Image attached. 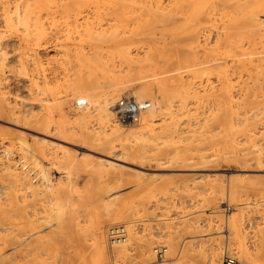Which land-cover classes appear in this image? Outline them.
<instances>
[{
	"label": "rangeland",
	"instance_id": "1",
	"mask_svg": "<svg viewBox=\"0 0 264 264\" xmlns=\"http://www.w3.org/2000/svg\"><path fill=\"white\" fill-rule=\"evenodd\" d=\"M4 1L0 3V48L1 52L5 54L4 71L0 75L2 79V82L0 81V98H2V95L3 98L6 97V101H9L8 103L11 106L14 104L16 109L19 108L17 110L19 112L12 109L10 111L9 108H5L6 110L4 109L0 112V161L1 159H9L10 162H14L15 167H18H16V173H18L17 175L20 178L16 181L14 180L15 178L13 179V176L12 178L11 176H7L11 180L7 179L6 176H3L4 171H0V187L3 185L1 187L2 189L0 188V211L4 212L0 214V216H4V218L0 217V227L2 228V225L3 228L11 227L14 233L21 232L23 234L25 231L23 229L27 228L26 230H29L32 227L29 226V220L38 219L37 221L40 222V226H34V228L35 230H42L38 235H43L45 243L43 239L41 241L43 243L39 242L42 245L38 244V248L35 247L36 252L34 251V255L31 256V263L28 261V264H97V258L94 257V250L91 245V227L89 226L92 223H88V221H95L98 217L104 219L107 235L108 227L118 223L124 224L126 227L127 224L125 222L129 220L127 218L114 223H109L106 220L110 209L106 207L105 200H110V197L116 198L111 207V211L124 202L122 198L134 203L138 201L144 203V210L132 217L142 243L153 238L152 240L156 241V243L163 242L162 244H164V235L176 230V232L174 231L176 235L175 240L176 242L178 241V245L183 241V243L185 242L190 246L188 249L193 247L191 249L192 251L200 247H206L208 249L210 244L217 245L218 243L220 247L219 251L222 252L221 264L225 255H232L234 257L237 255L236 250L234 251L235 245L231 244V242L229 245L228 240L230 238L232 240L233 237L232 232L229 233L230 230L232 231L230 226L234 223H239L242 227L241 229L245 232V243L251 252L248 259L250 261H245V264H264V153L258 154L255 151L257 148H261V151L264 152V75H262L264 74V69H262L264 68V34H261V32L264 33V28L259 26L258 31L256 28L258 26H254L252 27L253 30H250V28L245 27L244 23H241L245 27H240L241 31L242 29H249L250 31H243L245 33L248 32L247 34L242 32L245 36L242 34L234 36L231 33L233 30H228L225 26L221 29L225 25V20L220 14L224 10L222 8L224 5L222 3L223 6L220 4V0H215V2H219L216 3L218 9L212 12L216 16L209 13L211 12L209 8V11L206 10L207 8L205 9V14L208 15H200L204 17L202 20L199 17L202 28L198 29L195 33L198 35H195L196 37H188L190 34L184 33L186 29H183L184 34L181 33L182 27L185 24V15L191 10L188 6L186 7L187 9L184 7L181 10L182 13L188 10L186 14L183 13L180 16L178 14L180 10H175L177 14L174 10H171L167 14L168 18L165 21L162 22L158 19L152 24L146 25L148 28L145 27V29L143 24L147 18L145 13L146 10L148 11L147 8L149 5L148 3L144 5L143 1V3L141 2L142 4L138 2L139 5L137 2H134L132 5L123 7L126 10V12L122 11L125 15V17H122L123 21H125L124 23L122 22L123 24L114 19V17L119 16L120 10L117 9L119 5L124 6L127 2H122V5L119 4L120 2L117 4L104 2V6L102 5L103 3H100V5L99 3L91 5L94 2H88L89 5L87 7H81L84 10L83 15H90L88 19H84L81 14L83 12H80L81 8H77L79 2L78 4L76 2L80 0H72L74 2L67 0L64 6L62 4V2L64 3L63 0H44L46 3L41 0L45 4H41L40 0ZM230 1L233 0L228 1L230 6L228 5L229 8L226 7V10L228 9V11L232 12L234 9H230L236 5L233 4L235 0L233 3ZM245 1H247L248 8L250 5L252 7L255 6L252 5L253 0H242L240 1L241 3L238 2L243 4L237 5L239 11L242 12L239 13V21L242 20V22L243 19L241 18H244L243 16L250 12L252 8L250 7V10L247 9V13L244 11V15L243 9L245 10ZM25 2L28 4L30 2L29 7L31 8L33 6L31 9L34 8L32 10L33 12H31L32 17L28 21L29 26L22 25V23L20 24L16 21V24L12 23V25L8 23L10 26L6 24V18L4 17L6 12L14 9L11 7L17 3L20 5H18L20 8L21 6L23 8L24 5L26 6ZM258 2L256 5H258ZM4 3L5 7H2ZM46 4L49 9H47ZM111 4L115 6H111ZM67 5H70L68 7H70L71 11L73 8L72 18L75 16V19L73 18L75 23H73L74 21L72 22L71 11H68L69 8L66 7ZM86 5L87 3L83 6ZM240 6H243V9ZM65 7L68 13L64 9ZM98 7L99 9L97 11L96 9ZM9 8L11 9L9 10ZM123 8L122 10H124ZM261 8L264 9V7ZM116 9L118 13H116ZM262 9H260L261 11L259 13L261 18H264V10ZM151 10H154L156 13H161V9L152 8ZM217 10L220 11L218 12ZM75 13H79L78 16ZM209 14L211 17H209ZM91 16L94 18L92 19ZM182 16L185 17L181 18ZM215 17L217 18L215 19ZM90 18L92 22H90ZM125 18L127 19L124 20ZM205 18L207 19L205 20ZM221 18L222 20H220ZM84 20H87V22L89 20V22H84ZM208 20L212 21L209 22ZM38 21L39 23H37ZM204 21H206V24L209 23L208 26L213 27H208L203 23ZM34 22L36 26L42 23L40 25L41 27L36 28L42 31L44 30L47 33L44 32L46 35H43L44 38L46 37L45 39L37 40L36 37L38 34L36 32L38 30L35 28ZM82 22L88 25L90 24L91 26L89 27H91L94 33H100L101 31L105 35L107 33V38L101 37V39L97 38V36L87 38V33L91 30L88 29L85 32L88 26L84 23L82 24ZM114 22L119 23H116L113 27ZM69 23L72 25L69 26ZM92 23L94 26L97 24L100 26L97 25L99 28L96 27L98 31L101 30L102 26V30L100 32L96 29L94 30ZM75 24L78 25L76 26ZM83 25L85 26L83 27ZM26 26H31L34 30L31 28L28 30ZM79 26L84 28V34L82 36L80 35L82 34V30L81 28L79 29ZM116 26L119 27L117 28ZM205 26L208 27L206 31ZM219 26L221 28L217 29ZM20 27H26L28 31L24 29L25 34H28L25 35L22 33L24 31ZM115 27L119 31H115ZM56 28L57 31H55ZM179 28L181 29L179 30ZM45 29H49L51 33ZM106 29L109 31L107 32ZM173 29L174 31H172ZM209 29L211 30L210 32ZM31 30L32 32L36 30L34 36L30 33ZM66 32L70 34L68 38ZM111 32L116 36H120V33L125 34L123 37L122 35L117 37L119 39L127 37L126 35L128 37H136V40L130 42L129 45L126 44L128 49L126 48V51L125 49L124 52L122 51L123 53H127V55L125 53L126 58L120 56L121 51L115 45L116 42L108 39L109 35L111 38ZM131 32L133 33L130 34ZM216 33L220 34V36L217 34L218 37ZM221 33L225 36L221 37L223 36ZM226 33L229 35H226ZM23 34L25 37H23ZM36 34L37 36H35ZM79 35L82 37L80 38L81 41L83 40L82 42L76 39L79 38ZM250 35L254 36V39ZM89 38L91 39L90 41L88 40ZM192 38L196 39L192 40ZM222 38L224 42H222ZM106 39L108 41L110 40V42ZM35 43L37 44L35 45ZM220 43L222 44L219 45ZM248 44L249 46H247ZM93 46H98L97 48L99 50ZM92 48L96 49H94L95 53H101L102 59L105 63L107 62L106 65L109 68L106 67L107 71L105 70L104 73L102 69L100 71V69L97 70V68H94L96 74L94 72L93 79L90 81V75H87L89 73L87 71L88 67L84 66L83 68L78 63H80L79 55L83 53V55L90 56L89 59L91 55L94 58L95 53L93 50L91 51ZM89 52L90 54H88ZM76 58L79 60L78 62ZM146 58L151 60V63ZM183 58L184 60H182ZM76 70L77 72H75ZM108 70L109 73H107ZM70 74L72 75V79ZM77 76L78 78L84 77V79L80 80L87 85L81 88L73 87L75 84L74 79ZM34 80L37 83H34ZM73 80L74 84L72 85ZM164 80L167 81L165 82ZM43 83L45 85L50 84V92L46 90L44 92L40 89L43 87ZM225 87L228 89L226 90ZM101 92H114L115 102L122 95L134 96L139 101H149V109L146 110L145 116L146 120L139 122V117V120H135L136 122L134 121L129 125L131 130L136 131L137 134H141L140 137L142 138L140 140L134 139V133L130 130L131 133L128 134L127 138L123 137L125 139H122V136H120L121 140L118 138V140L114 141V148L111 149L109 147L103 149L102 142L96 141V143L93 138L92 141L94 140V143L92 141L87 142V138L85 139L81 135L79 132L81 131L79 130L80 127L85 128L84 130L90 133L101 132L102 136L108 133L110 129L108 124L100 121L98 115V96L96 94H101ZM75 102H78L79 105H75ZM62 107L64 108V114L60 115ZM220 108H222L221 113L219 112ZM226 109H228L229 112L227 114L231 118L229 115H226V112H222L223 110L227 111ZM172 113L173 115H171ZM222 113L225 114L227 119H231V124L234 123L233 127H236L235 130L232 127L234 131H227L229 128L226 125H228L229 119L224 120V118H220L225 122L227 120V124L221 123L224 124L223 126L218 124L221 121L220 119H214V117H224V115H220ZM171 120H175L176 122L171 123ZM118 122L120 121L118 120ZM120 124L123 123L120 122ZM173 124L176 126L174 125L175 127L172 129L169 128ZM225 126L226 128L224 129ZM6 131L8 132L6 133ZM131 151L142 153V157L139 159L132 158L129 154ZM117 153L121 154L122 157L118 156ZM107 154L117 156L121 159L126 158L120 161L124 165L122 167L123 170H113L110 168V171H108L109 168L107 166L101 165L99 160H101V157H107L105 156ZM72 164L75 165L71 166ZM70 166L72 168H69ZM136 170L139 171L137 172ZM5 180L9 182L7 183ZM57 180L64 186L68 184V186H65L66 188L62 185L66 190V192L62 190L63 193L65 192L64 194L61 191V186L59 188L57 187L59 185H56ZM13 181L16 182L17 188L11 192L10 188L12 186L10 184ZM53 185L55 187L54 189L52 187ZM209 186L214 187L210 188ZM67 187L71 189L69 190ZM56 188L61 192L59 193L60 196L57 194L59 191L57 192ZM32 189H36L37 193L35 192L33 194L34 191ZM93 191L99 192L94 193ZM56 196H58L57 199L62 197V204L65 201L63 210L67 213L63 216V220L65 221L64 226L62 224H56L55 219L52 220L49 218V221H46L44 218H40L41 216H46L47 208L50 206L54 208ZM66 196L68 201L66 200ZM12 200L17 205L11 208L10 206L14 204L11 203ZM19 203L21 204L19 205ZM16 207H20L22 210ZM3 209L5 210L3 211ZM45 209H47L46 212L44 211ZM5 218L6 220H4ZM41 219H43L42 222ZM231 221L235 222L230 223ZM76 222L79 223L82 229H78L79 227L75 225ZM19 224L21 226H18ZM26 224H29V227ZM83 228L87 230L86 233H82ZM226 233L230 235L228 238L225 235ZM156 243L154 242L155 245ZM226 243L229 245L228 251L224 252ZM106 244L108 245L107 238ZM137 245H132V248L129 247L126 256L116 257L115 260L108 258L106 262L108 264H113L112 261H114V264H142V256L140 253L142 252V248L138 245L139 250ZM10 248L11 246H8L5 251L11 253ZM156 252H154V258L149 264H165L166 253L164 252L163 259H160ZM184 259L175 264H200L199 260L193 262L188 258ZM236 259L237 264H244V261L242 262L238 257Z\"/></svg>",
	"mask_w": 264,
	"mask_h": 264
},
{
	"label": "bare ground",
	"instance_id": "2",
	"mask_svg": "<svg viewBox=\"0 0 264 264\" xmlns=\"http://www.w3.org/2000/svg\"><path fill=\"white\" fill-rule=\"evenodd\" d=\"M4 1V0H3ZM3 1H1V2H3ZM16 1H18V0H16ZM24 1V0H23ZM23 1H21L22 2V4H24L23 3ZM39 1V0H38ZM44 1V0H43ZM41 2V0H40V2H41V4L43 3V4H45L46 3V1H44V2ZM60 1V0H59ZM64 1V3L62 2V4H63V6H64V4H65V1H67V0H63ZM72 1V0H71ZM75 1V0H74ZM74 1H72V2H74ZM94 2V3H92V2ZM102 1V2H101ZM144 2V5L145 4H147L148 3V5H149V7L147 8L148 9V11L146 10V13L145 12H143V13H145V16L147 15V18H146V21H145V23L143 24L144 25V28L146 27V28H148V26H146V25H150V24H152L154 21H156V20H161L162 22L163 21H165L168 17H167V14H169V12H171V10H174V12H175V10H180V11H178V14L180 15V14H186L187 12H188V10H186V12H181V10H182V8H186L187 6H188V8L190 7V11H189V13L187 14V15H185V16H182L181 18H184L185 17V24H184V27H182V31H181V33H183L184 32V30L183 29H186L185 30V32L184 33H188V34H190V36H188V37H192V36H198L197 34H195L197 31H198V29H200V28H202L201 27V20H202V18L205 16V15H208V14H205V11L206 10H208L209 11V9H211L210 11L211 12H209V13H211V15H214V14H212V12H214L213 10H216V9H218L217 8V4L216 3H219V2H215V0H80V1H77L76 3L78 4V2H79V4L77 5L78 7L77 8H81V7H87L89 4H88V2L90 3H92L91 5H93V4H98L99 3V5H100V3H103L102 5L104 6V2H106V3H115V4H117L118 2H120L119 4H121L122 2H127L126 4L125 3H123V4H125L124 6H120L119 4V7L117 8V9H119L120 10V12H126V10L124 9L126 6H128V5H132V4H134V2H139V3H141V2ZM218 1V0H217ZM228 1L229 0H220V4L222 3L223 5H224V7H222L224 10L222 11V12H220V14L222 15V17L224 18V20H225V25H223V27L221 28L220 26H219V28H217V29H223L224 28V26H225V28L227 27L228 28V30H233L231 33H232V35H234V36H239L240 34H242V35H244V34H247L248 32H250L249 31V29H247L248 30V32H243V31H247L246 29L244 30V29H242V31H241V29H240V27H242V28H250V30H253V28L252 27H254V26H258V27H256L257 29L259 28V26L260 27H262V28H264V25H262V24H264V18H261V15H260V9H262L261 7H264V0H261L260 2H258V5H256L257 4V2H256V0H253L252 1V5H255V6H251L249 3H248V5H250L249 6V8L250 7H252L251 8V10L247 7V1H245V10L243 9V14L245 15V12H246V10L247 9H249L250 10V12H246L247 14L245 15V16H243L244 18H241V19H243V22H242V20L241 21H239L240 20V14L239 13H242L241 11H239V7L237 6L238 4H240L241 2L240 1H242V0H235L236 1V3H235V1H234V3H233V1H230V2H232L233 4H235L236 6H234V8H231L230 10H232V9H234V11L232 10V12H230V11H228V9L226 10V7L227 8H229V6H230V4H228ZM249 1V0H248ZM0 2V3H1ZM5 3H6V1H4ZM11 2V1H10ZM9 2V3H10ZM142 2V3H143ZM146 2V3H145ZM166 2V3H165ZM229 2V3H230ZM238 2H240V3H238ZM254 2H256L255 4H254ZM5 3H4V5L2 6V7H5ZM7 3H8V1H7ZM20 3V2H19ZM26 3V2H25ZM34 3V2H33ZM71 3V2H70ZM85 3H87V5L86 6H83V5H85ZM139 3H138V5H139ZM141 3V4H142ZM232 3H231V5H232ZM16 4V3H15ZM21 4V5H22ZM28 3H26V6L24 5V7L22 8V6H21V8L19 7L20 5L17 3L16 5H14L13 7H11V8H14V9H12V10H10L11 8H9V10L10 11H8V12H6V15L4 16L6 19H5V23L6 24H10L11 23V25H12V23L13 24H16V22L17 23H22V25L24 24V25H27V26H29V23H28V21L30 20V18L32 17L31 16V12H33L32 10L34 9H31L33 6H31V8L29 7L30 5V2H29V4L27 5ZM81 4V5H80ZM136 4V3H135ZM219 4V5H220ZM2 5V4H1ZM8 5V4H7ZM7 5H6V8H7ZM19 5V6H18ZM56 5V4H55ZM66 5V4H65ZM72 5V4H71ZM75 5V4H74ZM102 5H101V7H102ZM122 5V4H121ZM219 5H218V7H219ZM229 5V6H228ZM240 5H243V4H240ZM38 6V5H37ZM46 6H47V9H49L48 8V5L46 4ZM68 6H70V5H67L66 7L67 8H69V10L68 11H71L70 10V7H68ZM73 6V5H72ZM76 6V5H75ZM74 6V7H75ZM98 6V5H97ZM96 6V7H97ZM106 6V5H105ZM108 6V5H107ZM111 6H115V5H112L111 4ZM135 6V5H134ZM143 6V5H142ZM1 7V8H2ZM10 7V6H9ZM39 7H40V4H39ZM44 7V6H43ZM62 7V6H61ZM66 7L64 8L65 10H66ZM90 7V6H89ZM93 7V6H92ZM94 7H95V5H94ZM120 7H124L123 9L124 10H122V8L120 9ZM130 7V6H129ZM136 7V6H135ZM232 7V6H231ZM247 7V8H246ZM5 8V9H6ZM44 8H46V7H44ZM77 8H75L76 10H77ZM137 8H138V6H137ZM152 8H156V9H161L160 11H161V13H156V12H154V10H151ZM207 8V9H206ZM209 8V9H208ZM220 8V7H219ZM221 8V9H222ZM241 8H240V10H241ZM37 9V8H36ZM35 9V10H36ZM58 9V8H57ZM98 9H99V7L96 9L97 11H98ZM102 9V8H101ZM108 9V8H107ZM116 9V10H117ZM131 9V8H130ZM139 9V8H138ZM187 9V8H186ZM206 9V10H205ZM3 10V9H2ZM34 10V11H35ZM39 10V9H38ZM58 10H60V9H58ZM57 10V11H58ZM76 10H74V12H76ZM162 10H164V11H162ZM184 10V9H183ZM262 10H264V9H262ZM7 11V10H6ZM14 13H13V12ZM43 11V10H42ZM48 11V10H47ZM56 11V10H55ZM72 11H73V8H72ZM72 11L70 12L71 13V18H72ZM84 10L81 8L80 9V12H83ZM85 11H86V8H85ZM134 11V10H133ZM142 11V10H141ZM218 12L220 11V10H217ZM217 11H215V12H217ZM245 11V12H244ZM248 11V10H247ZM2 12H4V11H2ZM11 12H12V14H11ZM45 12V11H44ZM66 12H67V10H66ZM77 12H79V10H77ZM119 12V16L117 15V17H114V19H116L117 21H119V22H121V24H123L125 21H123V18L122 17H125V15H124V13L122 12V13H120ZM136 12V11H135ZM181 12V13H180ZM9 13V14H8ZM36 13H37V10H36ZM68 13V12H67ZM67 13H66V15H67ZM85 13H87V12H85ZM108 13V12H107ZM116 13H118V10H117V12ZM173 13V12H172ZM176 14H177V11L175 12ZM3 14V13H2ZM4 14H5V12H4ZM11 14V15H10ZM15 16H14V15ZM38 14V13H37ZM64 14H65V12H64ZM79 14V13H78ZM78 14H76L75 13V15H77L78 16ZM82 15L84 14V12L83 13H81ZM104 14V13H103ZM121 14V15H120ZM202 14H204V16L203 17H201L200 15H202ZM41 15V14H40ZM81 15V16H82ZM86 15V14H85ZM85 15H83V17H84V19H88L89 17H90V15L89 16H85ZM87 15H88V13H87ZM92 15V14H91ZM94 15V14H93ZM102 15V14H101ZM113 15H116V14H113ZM143 15V14H142ZM171 15V14H170ZM169 15V16H170ZM210 15V14H209ZM211 15L209 16V17H211ZM221 15H220V17H221ZM242 15V14H241ZM3 16V15H2ZM49 16V15H48ZM65 16V15H64ZM70 16V15H69ZM109 16V15H108ZM144 16V17H145ZM181 16V15H180ZM214 16H216V14L214 15ZM214 16H212L213 18H214ZM219 16V15H218ZM68 17V16H67ZM83 17H82V19H83ZM113 17V16H112ZM119 17V18H118ZM130 17H131V15H130ZM133 17V16H132ZM135 17V16H134ZM173 17V16H172ZM199 17H201V20H199ZM207 18H209L208 16H206ZM219 17V18H220ZM242 17V16H241ZM36 18H38V17H36ZM74 19H75V16L73 17ZM72 18V19H73ZM79 18H80V16H79ZM91 18H92V16H91ZM90 18V19H91ZM94 18V17H93ZM92 18V19H93ZM207 18H205V20L207 19ZM212 18V19H213ZM217 17H215V19H216ZM39 19V18H38ZM52 19V18H51ZM59 19V18H58ZM67 19V18H66ZM74 19L72 20V22L74 21ZM76 19H77V17H76ZM89 19V20H90ZM92 19H91V21L90 22H92ZM127 18H125L124 20H126ZM211 19V18H210ZM215 19H213L214 21H215ZM32 20H33V18H32ZM50 20V19H49ZM78 20V19H77ZM89 20H88V22H89ZM134 20V19H133ZM183 20V21H184ZM204 20V19H203ZM220 20H222V18L220 19ZM16 21V22H15ZM36 21V20H35ZM63 21V20H62ZM68 21V20H67ZM80 21V20H79ZM87 22V20H84V22ZM168 21V20H167ZM209 22L210 21H212V20H208ZM208 21H207V23H208ZM213 21V22H214ZM31 22V21H30ZM51 22V21H50ZM70 22V21H69ZM77 22V21H76ZM81 22V21H80ZM80 22H79V24H80ZM84 22H82V24L84 23ZM87 22V23H88ZM119 22H116V23H119ZM123 22V23H122ZM129 22V21H128ZM144 22V21H143ZM206 21H204L203 23L204 24H206L205 23ZM37 23H39V21L37 22ZM73 23H75V21L73 22ZM87 23H84L86 26H88V27H86L85 29H86V31L85 32H87L88 31V29H90L91 30V27H89V26H91L90 24L88 25ZM93 23H94V21H93ZM92 23V28H94V30L96 29V27H97V25L96 26H94V24ZM115 23V22H114ZM116 23L115 24H113V27L116 25ZM127 23V22H126ZM223 23V22H222ZM223 23V24H224ZM241 23H244V25H245V27H243V25L241 24ZM5 24V25H6ZM8 24V25H9ZM33 24H35V28L36 27H39L40 25H37L36 26V23L34 22ZM52 24V23H51ZM50 24V25H51ZM65 24V23H64ZM111 24V25H112ZM121 24H119V25H121ZM128 24V23H127ZM211 24V23H210ZM213 24V23H212ZM241 24V25H240ZM21 25V26H22ZM53 25H54V22H53ZM57 25H59V24H57ZM68 25V24H67ZM70 25H72V24H70L69 23V26ZM76 25V24H75ZM78 25V24H77ZM76 25V26H77ZM81 25V24H80ZM85 25H83V27L85 26ZM186 25H187V27H186ZM207 26L209 25V23L208 24H206ZM262 25V26H261ZM10 26V25H9ZM8 26V27H9ZM26 26V27H27ZM42 26H44V25H42ZM99 26V25H98ZM107 26V25H106ZM216 26V25H215ZM222 26V25H221ZM26 27H24V28H21L22 29V31H24V32H22V33H24L25 34V30L24 29H26ZM41 27V26H40ZM44 27H46V26H44ZM53 27V26H52ZM63 27V26H62ZM100 27V26H99ZM99 27H97V28H99ZM112 27V26H111ZM117 27V26H116ZM115 27V28H116ZM119 27V26H118ZM117 27V28H118ZM206 27V26H205ZM204 27V28H205ZM208 27H213V26H208ZM208 27H206L205 28V31L207 30V28ZM30 28L31 29H33L34 30V28H32L31 26L30 27H27V29L28 30H30ZM48 28V27H47ZM69 28V27H68ZM76 28V27H75ZM81 28V30H82V34H80L81 36L84 34L83 33V30H84V28H82V26L80 27L79 26V29ZM102 26H101V30H102ZM116 28V30L115 31H119V29H117ZM145 28V29H146ZM177 28V27H176ZM256 28H254V29H256ZM20 29V30H21ZM26 29V31H28ZM37 29V28H36ZM61 29V28H60ZM67 29V28H66ZM171 29V28H170ZM181 28H179V30H180ZM256 29V30H257ZM38 30V32H36V30H35V32L38 34V36H39V38H38V36H37V34L35 35V36H37L36 38H37V40H39V39H42V38H44V36L43 35H45L44 34V30L42 31L41 29H37ZM46 30V29H45ZM48 31H49V29H47ZM46 30V31H47ZM73 30V29H72ZM97 31H98V29H96ZM100 30V29H99ZM100 30V31H101ZM104 30H105V28H104ZM107 30V29H106ZM178 30V29H177ZM178 30V31H179ZM204 30V29H203ZM55 31H57V28H56V30ZM66 31V30H65ZM76 31V30H75ZM100 31H98V32H100ZM109 30H107V32H108ZM172 31H174V29L172 30ZM176 31V30H175ZM204 31V32H205ZM211 30L209 29V32H210ZM221 31H223V30H221ZM258 31H259V29H258ZM0 32H1V30H0ZM35 32H32V30H31V32L30 33H32L33 34V36H34V34H35ZM50 32V31H49ZM48 32V33H49ZM90 32V33H89ZM87 34V38L88 37H92V36H97V38H107V33H106V35H105V33L103 32V31H101L100 33H94L93 32V30H91V31H89ZM92 32V33H91ZM106 32V31H105ZM121 32V31H120ZM125 32V31H124ZM177 32V31H176ZM175 32V33H176ZM203 32V33H204ZM216 32H218L217 30H216ZM224 32V31H223ZM222 32V33H223ZM227 32V31H226ZM244 34H243V33ZM46 33V32H45ZM51 33V32H50ZM58 34H59V32H57ZM112 33V32H111ZM110 33V34H111ZM119 33V32H118ZM133 32H131L130 34H132ZM149 33V32H148ZM179 33V32H178ZM183 33V34H184ZM221 33V34H222ZM257 33V32H256ZM23 34V37H25V35L26 34H28V33H26L25 35ZM32 34H30V35H32ZM47 34V33H46ZM63 34V33H62ZM66 34H67V32H66ZM109 34V33H108ZM121 35H122V37L123 36H125V34L123 35L122 33H120ZM129 34V33H128ZM151 34V33H150ZM205 34V33H204ZM218 33H216V35H217ZM224 34H225V32H224ZM228 33H226V35H227ZM251 34H253V33H251ZM261 34H264V33H262L261 32ZM29 35V36H30ZM40 35H42V37H40ZM49 35V34H48ZM56 35V34H55ZM68 35H70V34H67V38H68ZM79 35V38H76V39H79V42L81 41V39L80 38H82L81 36ZM86 35V34H85ZM119 35V34H118ZM120 35V36H121ZM134 35H136V33H134ZM149 35V34H148ZM153 35V34H152ZM181 35V34H180ZM179 35V36H180ZM219 36H220V34H218ZM217 35V36H218ZM223 35V34H222ZM229 35V34H228ZM28 36V35H27ZM27 36H26V38H27ZM46 36V35H45ZM120 36H116L115 34H111V38H110V35H109V37H108V39H110V40H113V41H115L116 42V44L115 45H117V47L119 48L118 50H120L121 52H120V56H122V57H124V58H126V56H125V53H123L124 52V49H125V51L128 49V47H127V45L126 44H130V42H132V41H134V40H136L135 38V36H133V37H128V35H126L127 37H125V38H122V39H119V38H117V37H120ZM172 36V35H171ZM177 36V35H176ZM184 36V35H183ZM195 36V37H196ZM207 36V35H206ZM218 36V37H219ZM225 35H223V36H221V37H224ZM245 36V35H244ZM243 36V37H244ZM251 36V38L253 37V39H254V36H252V35H250ZM22 37V36H21ZM51 37V36H50ZM54 37V36H53ZM77 37H78V35H77ZM85 37V36H84ZM85 37V38H86ZM187 37V38H188ZM217 37V38H218ZM220 37V38H221ZM230 37V36H229ZM242 37V38H243ZM260 37H262V35H260ZM26 38H23L24 40L26 39ZM30 38H32V37H30ZM46 38V37H45ZM44 38V39H45ZM55 38V37H54ZM88 39L89 41L91 40V39ZM97 38H96V40H97ZM101 38V39H102ZM241 38V39H242ZM245 38V37H244ZM75 39V38H74ZM108 39H106L107 41H108ZM194 39H196V38H192V40H194ZM206 39H207V37H206ZM227 39V38H226ZM225 39V40H226ZM27 40V39H26ZM29 40V39H28ZM87 40V39H86ZM85 40V41H86ZM110 40L108 41V42H110ZM175 40H176V38H175ZM219 40V39H218ZM221 40V39H220ZM224 39L222 38V42H224L223 41ZM246 40V39H245ZM258 40H259V38H258ZM258 40H257V42H258ZM22 41V40H21ZM31 41V40H30ZM29 41V42H30ZM83 41V40H82ZM81 41V42H82ZM181 41V40H180ZM207 41V40H206ZM234 41V40H233ZM240 41V40H239ZM28 42V41H27ZM33 42V41H32ZM43 42V41H42ZM96 42V41H95ZM115 42H112V43H115ZM218 42V41H217ZM216 42V43H217ZM227 42V41H226ZM229 42H230V40H229ZM242 42V41H241ZM256 42V41H255ZM256 42V43H257ZM262 42V41H261ZM58 43V42H57ZM63 43V42H62ZM178 43V42H177ZM248 43V42H247ZM37 43H35V45H36ZM45 44V43H44ZM81 44V43H80ZM93 44V43H92ZM215 44V43H214ZM222 43H220L219 45H221ZM224 44V43H223ZM226 44V43H225ZM231 44V43H230ZM236 44V43H235ZM238 44V43H237ZM243 44V43H242ZM54 45V44H53ZM91 45V44H90ZM134 45V44H133ZM218 45V46H219ZM240 45V44H239ZM55 46V45H54ZM59 46V45H58ZM67 46V45H66ZM65 46V47H66ZM228 46H229V44H228ZM247 46H249V44L247 45ZM93 47H95V46H93ZM98 47V46H97ZM97 47H95L97 50H99V48H97ZM130 47V46H129ZM215 47V46H214ZM221 47V46H220ZM225 47V46H224ZM231 47V46H230ZM246 47V46H245ZM3 48V47H2ZM70 48V47H69ZM77 48V47H76ZM81 48V47H80ZM95 48H92L91 49V51L93 50V52L95 53ZM127 48V49H126ZM154 48V47H153ZM211 48V47H210ZM233 48V47H232ZM95 49V50H94ZM101 49V48H100ZM174 49V48H173ZM218 49V48H217ZM225 49V48H224ZM253 49V48H252ZM251 49V50H252ZM86 50V49H85ZM84 50V51H85ZM108 50V49H107ZM110 50V49H109ZM154 50V49H153ZM209 50V49H208ZM226 50V49H225ZM255 50V49H254ZM253 50V51H254ZM90 51V52H91ZM123 51V52H122ZM248 51V50H247ZM252 51V52H253ZM70 52V51H69ZM90 52L88 53V54H90ZM93 52H91V53H93ZM97 52H99V51H97ZM107 52V51H106ZM153 52V51H152ZM243 52V51H242ZM35 53V52H34ZM60 53V52H59ZM163 53V52H162ZM78 54H80V53H78ZM84 54V53H83ZM83 54H80L79 55V60H80V63H78L81 67H83L84 68V66L85 67H88L87 69V71H89V73L87 74V75H90V81L93 79V75H94V72H95V70H94V68H97V70L98 69H100V71H101V69H102V71H103V73H104V71L106 70L107 71V69H106V67H108L107 65H106V63L104 62V60L102 59L103 57L100 55V54H98V53H95L94 54V58H92V55H91V60L89 59V57L90 56H87V55H83ZM85 54H86V52H85ZM177 54V53H176ZM225 54V53H224ZM71 55V54H70ZM126 55H127V53H126ZM157 55H158V53H157ZM167 55V54H166ZM38 56V55H37ZM75 56V55H74ZM78 56V55H77ZM76 56V57H77ZM169 56V55H168ZM261 56V55H260ZM65 57V56H64ZM68 57V56H67ZM128 57H129V55H128ZM170 57V56H169ZM182 57V56H181ZM208 57V56H207ZM212 57V56H211ZM55 58H57V57H55ZM78 58V57H77ZM76 58V59H77ZM153 58V57H152ZM151 58V59H152ZM175 58V57H174ZM190 58V57H189ZM205 58H206V56H205ZM214 58V57H213ZM236 58V57H235ZM259 58V57H258ZM262 58V57H261ZM4 59H5V54H4V52H1V48H0V75L2 74V72L4 71L3 70V65H4ZM37 59H38V57H37ZM50 59V58H49ZM54 59V58H53ZM66 59V58H65ZM71 59V58H70ZM143 59V58H142ZM146 59H148V58H146ZM168 59V58H167ZM199 59V58H198ZM201 59V58H200ZM78 59H77V62L79 61ZM87 60H89V61H86ZM141 60V59H140ZM139 60V61H140ZM149 60V59H148ZM148 60H147V62H148ZM154 60V59H153ZM181 60V59H180ZM182 60H184V58L182 59ZM246 60H247V58H246ZM34 61V60H33ZM37 61V60H36ZM41 61V60H40ZM52 61V60H51ZM59 61H60V59H59ZM74 61V60H73ZM136 61H137V59H136ZM144 61V60H143ZM151 60H149V62H150ZM186 61V60H185ZM184 61V62H185ZM202 61H204V60H202ZM222 61V60H221ZM262 61V60H261ZM39 62V61H38ZM37 62V63H38ZM65 62V61H64ZM76 62V61H75ZM179 62V61H178ZM183 62V61H182ZM193 62V61H192ZM195 62V61H194ZM244 62V61H243ZM36 63V64H37ZM59 63V62H58ZM151 63V62H150ZM170 63V62H169ZM181 63V62H180ZM190 63V62H189ZM145 64V63H144ZM182 64V63H181ZM187 64V63H186ZM225 64V63H224ZM38 65V64H37ZM62 65V64H61ZM66 65V64H65ZM73 65V64H72ZM78 65V66H79ZM83 65V66H82ZM110 65V64H109ZM153 65V64H152ZM157 65V64H156ZM156 65H154V66H156ZM114 66V65H113ZM153 66V67H154ZM166 66V65H165ZM226 66V65H225ZM66 67V66H65ZM172 67V66H171ZM252 67V66H251ZM63 68H64V66H63ZM109 68V67H108ZM144 68V67H143ZM164 68V67H163ZM169 68V67H168ZM223 68V67H222ZM227 68V67H226ZM257 68V67H256ZM255 68V69H256ZM111 69V68H110ZM113 69V68H112ZM158 69V68H157ZM160 69V68H159ZM162 69V68H161ZM252 69V68H251ZM259 69V68H258ZM257 69V70H258ZM262 69H264V68H262ZM37 70H38V67H37ZM75 70V69H74ZM82 71V70H81ZM84 71H85V69H84ZM99 71V72H100ZM148 71V70H147ZM224 71V70H223ZM75 72H77V70L75 71ZM192 72H194V71H192ZM191 72V73H192ZM39 73V72H38ZM72 73H74V72H72ZM79 73V72H78ZM107 73H109V70H108V72ZM221 73V72H220ZM256 73V72H255ZM82 74V73H81ZM95 74H96V72H95ZM215 74V73H214ZM92 75V76H91ZM226 75V74H225ZM255 75V74H254ZM262 75H264V74H262ZM70 76H71V79H72V75L70 74ZM84 76V75H83ZM38 77V76H37ZM43 77V76H42ZM89 77V76H88ZM231 77V76H230ZM44 78V77H43ZM74 78V77H73ZM77 78V79H76ZM178 78H179V76H178ZM37 79V78H36ZM45 79V78H44ZM80 79H84V77L82 78H78V76L77 77H75V84L73 83L74 82V80L72 81V85H73V87H77V88H81V87H84L85 85H87L85 82H83L82 80H80ZM255 79V78H254ZM2 79H1V76H0V81H1ZM76 80H77V82H76ZM80 80V81H79ZM160 80V79H159ZM174 80V79H173ZM178 80V79H177ZM45 81H47V79H45ZM165 81V80H164ZM167 81V80H166ZM165 81V82H166ZM230 81V80H229ZM2 82V81H1ZM80 82V83H79ZM87 82L89 83V80L87 79ZM223 82H225V81H223ZM252 82V81H251ZM34 83H37L35 80H34ZM47 83V82H46ZM50 83V82H49ZM48 83V84H49ZM91 83V82H90ZM161 83V82H160ZM180 83V82H179ZM44 85H42L43 87L42 88H40L41 90H46L47 92H50L51 91V87H49V85H45V83H43ZM71 84V83H70ZM78 84V85H77ZM81 84V85H80ZM92 84V83H91ZM158 84V83H157ZM162 84V83H161ZM167 84V83H166ZM179 85V84H178ZM186 85V84H185ZM184 85V86H185ZM223 85V84H222ZM71 86V85H70ZM157 86H160V85H157ZM167 86V85H166ZM175 86H177V85H175ZM206 86V85H205ZM224 86V85H223ZM225 86H227V85H225ZM228 87H230V86H228ZM150 88V87H149ZM226 88V90L228 89L227 87H225ZM147 89V88H146ZM170 89V88H169ZM174 89V88H173ZM211 89H212V87H211ZM149 90V89H148ZM177 90V89H176ZM182 90V89H181ZM185 90V89H184ZM109 91V90H108ZM112 91H114V90H112ZM145 91V90H144ZM165 91V90H164ZM220 91H222V90H220ZM220 91H218V92H220ZM45 92V91H44ZM175 92H177V91H175ZM171 93V92H170ZM178 93H179V91H178ZM204 93V92H203ZM224 93H226V92H224ZM143 94V93H142ZM174 94V93H173ZM175 94H177V93H175ZM150 95H151V93H150ZM96 96H98V115H99V119H100V121H102V123H104V124H108V126H110L109 128V131H108V133H106V134H104L103 136L101 135V132H92V133H90V132H86L84 129H83V127H80V129L79 130H81V131H79L80 133H81V135L83 136V137H85V139L87 138V142H89V141H92V138L95 140V142L96 141H99L100 143L102 142V146H103V149H106V148H114L115 147V143H114V141H116V140H118V138L120 139V136H122V139H125V138H127L128 137V134L129 133H131L130 132V126L129 125H131L134 121H130V122H128L127 124H120V122H118V120H117V115H116V112H115V103L117 102H115V94H114V92L112 93V92H101V94H99V93H97L96 94ZM176 96V95H175ZM226 96V95H225ZM117 97V96H116ZM153 97V96H152ZM157 97V96H156ZM196 97V96H195ZM242 97V96H241ZM247 97V96H246ZM6 97H4L3 98V95H2V98H0V112H1V110L3 111L5 108H9L10 109V111H11V109L12 110H18V109H16V107L14 106V104L11 106L7 101H6V99H5ZM179 98V97H178ZM194 98V97H193ZM226 98V97H225ZM229 98V97H228ZM227 98V99H228ZM250 98V97H249ZM9 99V98H8ZM154 99V98H153ZM168 99H169V97H168ZM183 99V98H182ZM231 99V98H230ZM229 99V100H230ZM252 99V98H251ZM46 100H51V99H46ZM232 100V99H231ZM234 100H236V99H234ZM244 100V99H243ZM247 101V100H246ZM115 102V103H114ZM166 102V101H165ZM230 102V101H229ZM244 102V101H243ZM157 103V102H156ZM163 103H164V101H163ZM234 103V102H233ZM158 104V103H157ZM156 104V105H157ZM159 105H160V103H159ZM244 105V104H243ZM254 105V104H253ZM15 108H14V107ZM97 106V105H96ZM161 106V105H160ZM246 106H248V105H246ZM218 107H220V106H218ZM167 108V107H166ZM9 109H8V111H9ZM149 109V108H148ZM158 109H159V107H158ZM164 109V108H163ZM221 109L222 108H220V110H219V112L221 111ZM231 109V108H230ZM236 109V108H235ZM6 110V109H5ZM161 110H162V108H161ZM164 110H167V109H164ZM227 111H225V110H223L222 112H226V115L228 116L229 114H227L229 111H228V109H226ZM216 111H218V110H216ZM7 112V111H6ZM13 112H15V111H13ZM12 112V113H13ZM17 112H19V111H17ZM22 112V111H21ZM173 112V111H172ZM231 112V111H230ZM233 112V111H232ZM8 113V112H7ZM218 113V112H217ZM221 113V112H220ZM224 113H222V114H220V115H224V117H214V119L215 120H218V119H220V118H224V120L225 119H227L226 117H225V114ZM14 114V113H13ZM64 114V108L62 107V111L60 112V115H63ZM212 114H213V112H212ZM171 115H173V113L171 114ZM145 116H146V111H145V113L140 117V120L139 119H137V120H139V122H141V121H144V120H146V118H145ZM230 116V115H229ZM233 116V115H232ZM211 117V116H210ZM173 118V117H172ZM230 118H231V116H230ZM83 119H84V117H83ZM82 119V120H83ZM97 119H98V117H97ZM98 119V120H99ZM229 119V118H228ZM227 119V120H228ZM221 120V119H220ZM224 120H221L220 121V123H218V124H221V123H226L227 124V120H226V122L224 121ZM230 120V121H229ZM228 120V125H226V126H228V128L229 129H227V131H231V130H233L232 129V127H233V125H234V123L233 124H231L230 122H231V119H229ZM233 120V119H232ZM172 122L171 123H174V122H176L175 120H171ZM207 121H209V120H207ZM207 121H206V123H207ZM222 121H224V122H222ZM235 121V120H234ZM136 122V121H135ZM215 122V121H214ZM135 124V123H134ZM176 124V123H175ZM175 124H173L171 127H169V128H173V127H175L176 125ZM224 124H221L222 126L224 125ZM84 125V124H83ZM124 125L126 126L125 128H124ZM168 125V124H167ZM166 125V126H167ZM175 125V126H174ZM85 126V125H84ZM226 126L224 127V129L226 128ZM168 128V127H167ZM234 128V127H233ZM133 129V128H132ZM152 129V128H151ZM150 129V130H151ZM174 129H176V128H174ZM236 129V127L234 128V130ZM233 130V131H234ZM131 131H133V130H131ZM227 131H225V132H227ZM232 131V132H233ZM8 131H6V133H7ZM138 132V131H137ZM151 132V131H150ZM165 132V131H164ZM169 132H170V130H169ZM168 132V133H169ZM132 133H134L133 135H134V139H141L142 137H140V135L141 134H137L136 133V131L134 132H132ZM234 133V132H233ZM91 134V135H90ZM154 134V133H153ZM172 134V133H171ZM173 134H174V132H173ZM172 134V135H173ZM221 134H222V132H221ZM221 134H219V135H221ZM229 134V133H228ZM250 134V133H249ZM12 135V134H11ZM131 135V134H130ZM132 135V136H133ZM170 135V134H169ZM230 135V134H229ZM131 136V137H132ZM227 136V135H226ZM225 136V137H226ZM123 137H125V138H123ZM152 137V136H151ZM172 137V136H171ZM228 137V136H227ZM21 138H22V136H21ZM224 138V137H223ZM88 139H90V140H88ZM252 139V138H251ZM24 140V139H23ZM93 140V141H94ZM121 140V139H120ZM42 141V140H41ZM86 141V140H85ZM92 141V142H93ZM94 143V142H93ZM97 143V142H96ZM50 144V143H49ZM58 144V143H57ZM91 144V143H90ZM168 144H169V142H168ZM230 144V143H229ZM234 144H236V143H234ZM85 145V144H84ZM236 146V145H235ZM256 147V146H255ZM258 147V146H257ZM42 148V147H41ZM44 148V147H43ZM62 149V148H61ZM45 150V149H44ZM48 150V149H47ZM52 150V149H51ZM254 150H255V148H254ZM253 151V150H252ZM258 154H261V153H264V152H262L261 151V148L259 149V148H257V150H255ZM255 151H253V152H255ZM51 152V151H50ZM52 152H53V150H52ZM78 152V151H77ZM98 152V151H97ZM247 152H250V151H247ZM255 152V153H256ZM111 153V152H110ZM254 153V154H255ZM256 153V154H257ZM129 154L131 155V157L132 158H134V159H139V158H141L142 157V153H140V152H138V151H131V152H129ZM128 154V155H129ZM257 154V155H258ZM117 155L118 156H121V154H118L117 153ZM256 155V156H257ZM52 157H53V155H51ZM63 156V155H62ZM105 156H107V157H105V158H102L101 157V160H99V163L101 164V165H104V166H107L108 168H109V170L108 171H110V168H112L113 170H123V168L122 167H124V165H122V163L120 162V161H122V159H126V158H119V157H117V156H112V155H109V154H107V155H105ZM2 157H4V156H2ZM79 157V156H78ZM122 157V156H121ZM259 159V158H258ZM93 160V159H92ZM124 161H126V160H124ZM69 162V161H68ZM78 162V161H77ZM82 162V161H81ZM88 162V161H87ZM70 163V162H69ZM72 163H73V161H72ZM18 164V163H17ZM73 165H75V164H72L71 166H73ZM97 165V164H96ZM69 167V168H72V167ZM98 166H99V164H98ZM104 166H103V168H104ZM17 167V166H16ZM16 167H15V163L13 162H10L9 161V159L8 160H3V159H1V161H0V171L1 172H3L4 171V173H3V176H11V178H12V176H13V179L14 180H18L20 177H18V173H16L17 171H16ZM107 167H105V168H107ZM127 167V166H126ZM125 167V168H126ZM18 168V167H17ZM100 169V168H99ZM106 170V169H105ZM22 171V170H21ZM98 171V170H97ZM107 171V172H108ZM137 171V170H136ZM135 171V172H136ZM139 171V170H138ZM137 171V172H138ZM106 172V173H107ZM145 173V172H144ZM144 173H143V175H144ZM47 174V173H46ZM109 174V173H108ZM110 174H111V172H110ZM118 174V173H117ZM141 174V173H140ZM16 175V176H15ZM119 175H121V174H119ZM15 176V177H14ZM21 176V175H20ZM116 176H118V175H116ZM134 176V175H133ZM5 177V178H6ZM7 177V179H10L11 180V178H8ZM114 177H115V173H114ZM120 177V176H119ZM23 178V177H22ZM22 178H21V180H22ZM60 179V178H59ZM5 181H7V180H5ZM58 181V180H57ZM9 181H7V183H8ZM19 182V181H18ZM17 182V183H18ZM70 182V181H69ZM11 183V182H10ZM67 183V182H66ZM20 184V183H19ZM36 184V183H35ZM51 184V183H50ZM59 184V185H58ZM71 184V183H70ZM69 184V185H70ZM54 185H55V183H54ZM54 185L52 186L53 187V189L56 187V185H58L57 187L59 188V186H61V191L63 190H65L64 188H63V184H61L59 181L56 183V185H55V187H54ZM63 185V186H62ZM3 186V185H2ZM1 186V187H2ZM10 186H12V188H10L11 189V192H12V190H16V188H17V184H16V182H12L11 184H10ZM65 186H68V184L67 185H65ZM64 186V187H65ZM96 186V185H95ZM0 187V188H1ZM33 187H36V186H33ZM71 187V186H70ZM210 187V186H209ZM212 187H214V186H212ZM212 187H210V188H212ZM229 187V186H228ZM4 188V187H3ZM58 188H56V191L58 192L59 190H58ZM63 188V189H62ZM66 188V187H65ZM69 190L72 188H69V187H67ZM97 188V187H96ZM164 188V187H163ZM233 189H234V187H232ZM2 189V188H1ZM94 189V188H93ZM92 189V190H93ZM99 189V188H98ZM101 190H102V188H100ZM231 189V188H230ZM7 190V189H6ZM9 190V189H8ZM34 192H33V194L36 192L37 193V190L36 189H32ZM36 190V191H35ZM73 190V189H72ZM90 190V189H89ZM91 190V191H92ZM4 191V190H3ZM10 191V190H9ZM26 191V190H25ZM63 191H62V193H63ZM68 191V190H67ZM74 191V190H73ZM95 191V190H94ZM93 191V192H94ZM100 191V190H99ZM99 191H97V192H99ZM17 192H19V191H17ZM28 192V191H27ZM65 192H66V190H65ZM64 192V193H65ZM76 192V191H75ZM97 192H94V193H97ZM101 192V191H100ZM136 192V191H135ZM2 193V192H1ZM16 193V192H15ZM32 193V192H31ZM59 193H61L60 191L57 193L58 195H59ZM63 193V194H64ZM70 193H71V191H70ZM134 193V192H133ZM9 194H11V193H9ZM14 194V193H13ZM68 194V193H67ZM71 194H73L74 195V193H71ZM135 194V193H134ZM136 194H137V192H136ZM16 195V194H15ZM26 195V194H25ZM89 195H91V194H89ZM21 196V195H20ZM19 196V197H20ZM60 196V195H59ZM69 196V195H68ZM128 196V195H127ZM6 197H7V194H6ZM82 197V196H81ZM109 197V196H108ZM125 197V196H124ZM129 197V196H128ZM18 198V197H17ZM28 198V197H27ZM58 198V196H56V201H57V203H56V201H55V206H54V208L53 207H49V208H47V209H45L44 211L46 212V210H47V213H46V216H41L40 218H44L46 221H49V218H51L52 220L53 219H55L56 220V224H62L63 226H64V220H63V216L67 213L65 210H63L64 208V202H63V204H62V200H61V198L62 197H60L59 199H57ZM65 198V197H64ZM107 198V197H106ZM114 198V197H113ZM111 198L110 197V200H105L106 202H105V205H106V207L108 208V209H110L109 211H108V215H107V221L109 222V223H114V222H118V221H122L123 219H129V220H127V222H125L126 224H127V228L125 227V225H124V227H125V230H126V234H125V237H124V239H123V241H121V242H119V243H111L110 242V240H109V237H108V229H109V227H108V229H107V235H106V232H105V224H104V222H105V220L104 219H101L100 217H98L97 218V216H96V220L95 221H88V223H92V225L91 226H89V227H91L90 228V234H91V245H92V247H93V252H94V257H96L97 258V264H108L106 261L108 260V258H110L111 260L112 259H114L115 260V258L116 257H120V256H123L124 257V255L126 256V254H127V249H129V247H131L132 248V245H135V244H138V245H140L141 247L140 248H142L141 250H142V252H140L141 253V256H142V264H149V263H151V260L154 258V252H156L159 248H161L165 253H166V258H165V260H166V263L165 264H175V263H177V262H179L180 260H182V259H184V258H188V259H190V260H192L193 262L195 261V260H199V262H200V264H220V260H221V254H222V252L221 251H219L220 250V247H219V245H218V243H217V245L216 244H210V246H209V248L208 249H206V247L204 248V247H200V248H197V249H195V250H191V249H193V247H191L190 249H188V247H190L188 244H186L185 242L183 243V241H182V243L180 244V245H178V241L176 242V235H175V232H176V230H174L172 233L170 232H168V233H166V235H164V240H165V242H164V244H162V243H156V241H153L152 239L151 240H148V241H145L144 243H142L141 241V237L138 235V233H137V231H136V227H135V225H134V219L132 218V217H134L135 215H138L142 210H144V203L143 202H140V201H138L137 203L135 202H130V200H128L127 201V199H124V198H122V200L124 201V202H122L121 204H120V206L119 207H117V208H115V209H113L112 211H111V207H112V205L114 204L113 202L116 200V198ZM126 198V197H125ZM24 199H25V197H24ZM54 199H55V197H54ZM69 199H70V197H69ZM143 199V198H142ZM66 200H67V196H66ZM138 200V199H137ZM26 201H28V200H26ZM68 201V200H67ZM132 201V200H131ZM15 202V201H14ZM13 202V200H12V204L14 203ZM21 202V201H20ZM10 203V205H12ZM23 203V202H22ZM21 203H19V205H20ZM4 205V204H3ZM15 205H17V203H14L13 204V206H10L11 208L12 207H14ZM28 205H29V203H28ZM26 207V206H25ZM16 208H18V207H16ZM20 208V207H19ZM18 208V209H19ZM15 209V208H14ZM17 209V210H18ZM21 210H22V208H20ZM19 209V210H20ZM50 209V210H49ZM5 209H3V211H4ZM7 211V210H6ZM8 212V211H7ZM1 213H4V212H2V211H0V214ZM41 214V213H40ZM42 214H43V212H42ZM6 215V214H5ZM14 215V214H13ZM44 215H45V213H44ZM22 216V215H21ZM0 217H3L4 218V216H0ZM9 217V216H8ZM28 217V216H27ZM34 217V216H33ZM36 217V216H35ZM92 217V216H91ZM231 219L233 218V217H230ZM1 219V218H0ZM30 219V218H29ZM91 219V218H90ZM234 219V218H233ZM236 219V218H235ZM238 219H239V216H238ZM4 220H6V218L4 219ZM25 220V219H24ZM38 219L37 218H35V219H30L29 220V222H30V227H31V229H29V230H26V229H23V231H24V233L22 234L21 232L19 233H14V230L11 228V227H5V228H3V225H2V228H1V231H0V264H25V263H27L28 264V261L31 263V256H33L34 255V251L36 252V248H38V244H40V245H42L41 243H43V242H41L42 241V239L44 238L43 237V235L42 234H39L38 235V233L39 232H41L42 230H35V228H34V226L35 227H38V226H40V222L39 221H37ZM42 220L43 219H41V222H42ZM125 221V220H124ZM236 221V220H235ZM235 221H231L230 223H234ZM44 222V221H43ZM229 222H228V224H230ZM37 224H39V225H37ZM1 225V224H0ZM27 225V224H26ZM27 225V226H28ZM42 225V224H41ZM61 225V226H62ZM75 225H77L79 228V230L80 229H82V227H80L79 226V223L78 222H76L75 223ZM188 225V224H187ZM186 225V226H187ZM227 225V224H226ZM18 226H21V224H19ZM23 226H24V223H23ZM28 226V227H29ZM112 226V225H111ZM233 226V228H231ZM232 226H230V229H232V231L230 230L229 231V233L230 232H232L231 234H233V237H232V240H231V238H230V240H228V242H229V245H230V242H231V244H233V245H235L234 247H235V249H234V251L236 250V253H237V255H236V258L238 257V259H241L242 260V262L244 261V264H245V261H247L248 259H249V257H250V255H251V252H250V250H249V248L247 247V245H246V243H245V235H244V231L241 229L242 227H241V225L239 224V223H234V224H232ZM189 227V226H188ZM227 227V226H226ZM186 228V227H185ZM17 229V228H16ZM194 229H195V226H194ZM229 229V228H228ZM191 230V229H190ZM71 231V230H70ZM69 231V232H70ZM194 231V230H193ZM44 232V231H43ZM87 232V230L86 229H84L83 228V231H82V233H86ZM195 232V231H194ZM197 232H198V230H197ZM45 234H46V232H45ZM226 235V237L228 238L230 235L228 234V233H226L225 234ZM107 236V237H106ZM166 236H167V238H166ZM46 238V237H45ZM106 238H107V242H108V245H109V250H108V245L106 244ZM41 239V240H40ZM44 240V239H43ZM46 240H48V239H46ZM141 240V241H140ZM215 241V240H214ZM39 242H41V243H39ZM154 242L156 243V245L154 244ZM158 242V241H157ZM226 242H227V240H226ZM44 243H45V240H44ZM140 243H142V244H140ZM196 243V242H195ZM37 245V246H36ZM137 245V246H138ZM196 245V244H195ZM197 245H198V242H197ZM209 245V244H208ZM228 243H226V245H225V247H224V252H227L228 251ZM232 245V246H233ZM8 246H11V248H10V251H11V253L10 252H8V251H5V250H7V247ZM194 246V245H193ZM205 246V245H204ZM36 247V248H35ZM43 247V246H42ZM134 247V246H133ZM195 247V246H194ZM138 249H139V246H138ZM222 249V248H221ZM140 250V249H139ZM25 252H27V253H25ZM157 253V252H156ZM225 254V253H224ZM29 257V258H28ZM28 258V259H27ZM224 258V257H223ZM95 259V258H94ZM163 259V258H162ZM185 260V259H184ZM240 260V261H241ZM248 261H250V260H248ZM247 261V262H248ZM91 262H92V260H91ZM113 262V264H114V261H112ZM181 262V261H180ZM29 263V264H30ZM196 263V262H195ZM160 264H162V263H160ZM185 264H189V263H185Z\"/></svg>",
	"mask_w": 264,
	"mask_h": 264
},
{
	"label": "built area",
	"instance_id": "3",
	"mask_svg": "<svg viewBox=\"0 0 264 264\" xmlns=\"http://www.w3.org/2000/svg\"><path fill=\"white\" fill-rule=\"evenodd\" d=\"M75 105H79V103L75 102ZM148 105V100L139 101L134 96L122 95L114 106L118 120L123 124H127L141 117L148 109ZM125 234L126 230L124 224L121 223L114 224L108 229V237L111 243L123 241ZM157 256L160 259L163 258L164 251L161 248L157 250ZM221 264H237V259L232 255H225Z\"/></svg>",
	"mask_w": 264,
	"mask_h": 264
}]
</instances>
